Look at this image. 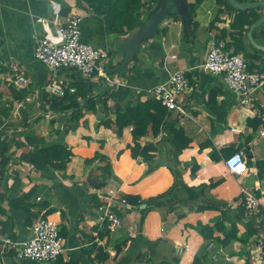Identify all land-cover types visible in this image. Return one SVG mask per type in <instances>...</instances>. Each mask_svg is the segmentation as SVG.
I'll return each instance as SVG.
<instances>
[{
	"label": "crops",
	"instance_id": "0c3cea01",
	"mask_svg": "<svg viewBox=\"0 0 264 264\" xmlns=\"http://www.w3.org/2000/svg\"><path fill=\"white\" fill-rule=\"evenodd\" d=\"M260 12L263 16L264 9ZM75 13L82 19L83 40L108 52L102 65L117 84L75 69L51 70L35 58L37 39L59 41L61 25ZM176 14L144 40L125 71L114 73L130 36L108 33L104 18L87 4L0 0V159H5L0 223H9L14 242L26 241L36 219L45 216L58 224L64 239L57 264H195L197 259L199 264H264L259 243L264 210L249 214L244 207L246 191L264 202V83L251 106H244L223 76L200 67L209 42L218 40L264 77V52L252 44L250 29L239 36L235 13L215 0L197 7L191 27ZM252 37L264 46V24ZM10 64L22 71L28 85H8ZM178 70L188 71L190 89L181 96L179 109L167 110L158 133L150 126L138 139L141 146L154 147L152 158L133 157V126L119 132L117 110L154 98L150 90ZM52 81L76 94L83 107L77 127L69 121L72 111L52 110L46 90ZM57 144L72 153L65 170L48 165L41 154ZM237 152L246 160L243 175L232 174L225 164ZM32 189L31 212L12 206ZM111 193L116 200L133 196L140 204L110 202ZM202 207L205 211H199ZM108 212L122 220L115 232L102 221ZM118 246L123 250L117 255ZM93 247L103 248L108 259L92 252ZM0 264L44 263L0 249Z\"/></svg>",
	"mask_w": 264,
	"mask_h": 264
},
{
	"label": "built area",
	"instance_id": "2783aa9c",
	"mask_svg": "<svg viewBox=\"0 0 264 264\" xmlns=\"http://www.w3.org/2000/svg\"><path fill=\"white\" fill-rule=\"evenodd\" d=\"M59 32V41L46 37L37 39L34 53L38 61L51 70L75 69L86 77L98 75L110 85L117 84L102 65L109 57L108 52L83 40L82 19L78 14L69 15ZM200 67L213 75L223 76L227 87L240 96L244 106H251L257 90L264 83V77L251 72L242 55L226 51L224 44L218 40L209 42L205 61ZM9 68L12 72L6 80L9 86L23 88L28 85L29 80L15 64H10ZM189 89L188 71L178 70L172 73L166 82L152 88L150 93L169 111H176L179 109L181 96ZM46 90L50 96L58 98H63L68 91L73 92L56 81L49 83ZM225 164L229 172L235 175H243L247 171L246 160L241 152L233 154ZM244 199L247 213H256L261 208L264 210L263 200L254 192L246 191ZM116 201L121 205H127L125 199L116 200L115 195L111 193L110 202ZM102 221L111 232L122 226V220L114 212H108ZM259 243L264 254V231L260 235ZM0 249L15 250L21 259L44 264H57L65 251L64 239L58 224L45 216L36 219L30 237L24 242H14L0 233Z\"/></svg>",
	"mask_w": 264,
	"mask_h": 264
},
{
	"label": "trees",
	"instance_id": "16d2710c",
	"mask_svg": "<svg viewBox=\"0 0 264 264\" xmlns=\"http://www.w3.org/2000/svg\"><path fill=\"white\" fill-rule=\"evenodd\" d=\"M78 3L87 4L96 14L102 16L105 20L106 30L108 33L118 34L121 36L129 37L139 28H142L148 22H150L149 15L154 8L158 0H76ZM204 0H195L189 3V13L186 17H180L175 15V18L180 19L186 27H191L194 22V14L197 7ZM219 7H225L228 11L235 13V20L233 23L234 29H240L238 31L239 36L243 37L244 33L251 28V26L257 22L261 17V10L263 8L251 9L248 11H238L233 9L227 2V0H215ZM240 2H257L264 0H238ZM145 18V20H144ZM147 40V39H146ZM145 40V41H146ZM239 40V37H238ZM4 70V69H3ZM0 69V73L3 71ZM76 94L71 95L68 91L63 98L50 96L48 99L51 103V108L55 112L72 111L69 121L74 127H77L81 118L83 117V107L76 100ZM87 102L93 104V99H87ZM168 109L162 105L161 102L154 98L149 99L145 103H139L133 107H127L126 109L117 110L116 125L118 131L122 132L124 128L133 126V136L135 144L130 146L132 156L142 157L145 160L152 158L150 153L154 150L153 146L145 145L141 146L137 143L138 139L144 136L148 127H152L154 133H158L160 127L164 124L165 118L168 116ZM105 125V124H104ZM73 127V128H74ZM173 134H179L178 131L173 130ZM183 148L179 147L178 152H181ZM2 154L3 151L1 150ZM41 154L46 156L45 162L59 170H65L71 160L72 153L68 147L61 144L54 145L52 147L42 150ZM104 159L101 155H96L95 159ZM93 159V161L95 160ZM90 161V162H93ZM5 166V159H0V167ZM34 189L26 194H23L16 200L12 201V206L18 208L21 205V209L24 212H31L33 205L28 203L29 199L34 193ZM167 192L160 194L155 199H163L167 196ZM128 204L139 205L138 198L133 196L124 197ZM206 207H202L199 211H205ZM3 211L0 208V213ZM51 213V212H50ZM0 233L7 236L10 240H15V234L13 230L9 229L8 222L0 223ZM109 232V231H108ZM124 243V245H126ZM98 250L99 254L104 255V260H107L109 255L104 254V250L101 247H93L91 251ZM123 250L122 246L117 247V255ZM90 251V250H89ZM91 253V252H90ZM200 259L196 260L195 264H199ZM66 264H76L73 262ZM163 264V263H161Z\"/></svg>",
	"mask_w": 264,
	"mask_h": 264
},
{
	"label": "water",
	"instance_id": "95a60500",
	"mask_svg": "<svg viewBox=\"0 0 264 264\" xmlns=\"http://www.w3.org/2000/svg\"><path fill=\"white\" fill-rule=\"evenodd\" d=\"M228 4L235 10L248 11L251 9L263 8L264 1L257 2H240L238 0H227ZM177 13L180 17H186L189 13V1L188 0H158L154 8L151 10L149 19L150 22L144 25L142 28L137 29L122 45L121 50L124 54L123 62L120 66L114 68L113 72L125 71L129 64L134 60L139 52L144 40L152 38L155 35L159 24L165 21L172 13ZM264 24V15L255 22L248 33L251 42L259 50L264 52V46L258 45L253 41L252 32ZM92 180H89L91 183Z\"/></svg>",
	"mask_w": 264,
	"mask_h": 264
},
{
	"label": "rangeland",
	"instance_id": "374dc122",
	"mask_svg": "<svg viewBox=\"0 0 264 264\" xmlns=\"http://www.w3.org/2000/svg\"><path fill=\"white\" fill-rule=\"evenodd\" d=\"M144 20H145V18H144Z\"/></svg>",
	"mask_w": 264,
	"mask_h": 264
}]
</instances>
